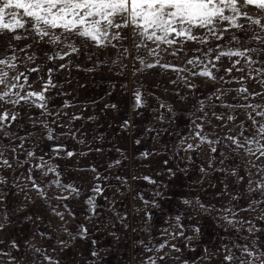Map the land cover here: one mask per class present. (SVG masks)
I'll return each instance as SVG.
<instances>
[{"label": "rangeland", "instance_id": "obj_1", "mask_svg": "<svg viewBox=\"0 0 264 264\" xmlns=\"http://www.w3.org/2000/svg\"><path fill=\"white\" fill-rule=\"evenodd\" d=\"M258 33L264 35L252 25L237 35L245 44ZM71 40L80 52L70 61L53 62L47 60L50 45L33 44L22 52L32 43L30 37L16 41L8 33L0 35V52L11 55V44L18 57L11 74L25 72L28 77L31 88L26 85L24 91H40L49 68L56 85L45 94L46 111L24 101L0 102V113L17 117L0 128V264H148V257L156 264H221L228 251L236 256L231 264H249L234 245L264 251V202L248 210L251 200L264 201V196L249 191L246 183L249 172L254 182L262 179L253 164H264V157L256 160L227 137L237 136L243 144L254 134L248 114L255 113L248 105L264 111V71L257 74L264 69V52L251 53L256 61L251 69L244 60L233 67L236 57L222 58L213 69L218 79L185 71L181 75L188 83H172L175 72L143 68L129 41L124 42L125 54L98 49L76 36ZM224 44L227 50L235 42L229 44L226 35ZM247 46L264 48V43ZM33 54L34 60H27ZM182 60L164 56V61L185 67ZM37 66L38 72L30 71ZM242 87L247 93L238 91ZM137 90L144 101L140 108L134 107ZM50 131L53 140L47 139ZM200 136L213 143H202ZM188 144L193 148L188 150ZM57 145H62L59 154L53 151ZM213 147L216 152L210 151ZM68 151L74 154L69 157ZM48 167H55L59 176ZM56 179L60 186L51 183ZM33 181L46 197L37 193ZM63 185L79 189V195ZM97 187L100 192L93 191ZM89 198L95 212L86 203ZM224 209H232L238 221H251L254 230L228 224L222 217L231 214ZM81 226L88 229L84 236Z\"/></svg>", "mask_w": 264, "mask_h": 264}, {"label": "snow or ice", "instance_id": "obj_2", "mask_svg": "<svg viewBox=\"0 0 264 264\" xmlns=\"http://www.w3.org/2000/svg\"><path fill=\"white\" fill-rule=\"evenodd\" d=\"M252 25L258 26L260 33H264V0H0V35L8 33L16 41L29 37L32 40V43L26 44L24 48L20 49L22 52L31 48L33 44L44 43L50 45L52 51V54L47 55V60L54 62L67 58L70 61L73 54L80 52V49L71 40L73 36L91 43L98 49L113 48L125 54L128 53V48L125 47L124 42L129 41L135 52V59L143 68L159 67L175 72L177 80H173L172 83H177V81L188 83L187 78L181 75L185 71H191L195 76L210 80L218 79L219 77L215 75L213 69L217 68L216 62L221 61L222 58L232 60L233 57H236L237 59L232 60L233 67L244 60L247 67L251 69L252 64L256 62L251 53L259 54L264 52V48L249 47L247 43L252 41L264 43V35L258 33L251 37L247 43L241 44L237 32L246 33L247 28ZM226 35L229 44L235 42L234 47L227 48V50H225L227 46L224 44ZM113 41L116 43L114 44ZM7 48L11 49V55L0 52V86L3 89L0 90V102L15 105L24 101L46 111L47 97L45 94L50 88L56 87L51 77L54 69H48V79L43 81L40 91H24L26 85L31 88V85L28 84V77L25 72L11 74L18 67V57L13 45L9 44ZM188 51L193 52L191 58L186 56ZM165 55H171L177 60H181L183 56L182 63L185 67L164 61ZM34 58V54L27 56L29 61ZM188 65H191L192 68L187 67ZM67 66V64L58 65L59 68ZM193 69L198 70L193 71ZM39 70V66L30 69L31 72ZM237 70L242 69L238 68ZM225 71L231 72L232 68L225 69ZM260 71H264V69L258 70L257 74ZM188 86L195 87L190 83ZM22 91H24L23 95H21ZM238 91L247 93L248 90L242 87ZM256 95L261 94L257 93ZM133 96L134 107H142L144 103L142 93L137 90ZM245 99H247L246 96ZM248 106L253 107L255 113V115L248 114L252 121V127L255 129L254 134L246 136L243 144L237 136H229L227 139L232 141L236 148H245L246 152L259 160L260 157H264V143L261 142L264 141V111H255L259 105ZM110 107L116 108L117 106L112 104ZM257 116L261 117V120H257ZM16 118L14 113L10 114L7 111L0 113V128L4 127V121L16 120ZM229 119L232 117L229 116ZM126 125L127 122H125ZM239 135L244 136V132L242 131ZM47 139H55L51 131L48 133ZM200 140L202 143H213L203 136H200ZM192 148V144L187 145L188 150ZM61 149L62 145H57L53 151L59 154ZM210 151L216 152V148L213 147ZM73 154L71 151L66 153L69 157ZM29 155L34 156L35 154L29 153ZM143 155L147 156L148 153H143ZM5 163L7 162L5 161ZM117 163L119 162L117 161ZM37 167L44 168L45 166L38 165ZM253 167L257 169L262 179L254 182L252 173L249 172L246 180L249 191L259 192L264 196V164L254 163ZM47 171L59 176L55 167H48ZM144 179L150 180L149 177H144ZM239 179L244 180L245 178L239 177ZM151 182L154 183V181ZM51 183L60 186L59 179L53 180ZM253 183H255V187H252ZM63 187L66 190L71 189L73 193L79 195V189L71 185H63ZM33 188L39 195L46 197L44 190L35 181H33ZM93 191L100 192L101 189L97 187ZM60 199H67V197L61 196ZM233 199H237V197H233ZM262 202L264 201L251 200L248 210H251L253 205ZM86 203L90 210L95 212V201L89 198ZM184 203L188 204L190 201L185 200ZM224 211L231 214L222 217L228 224L233 226L237 223L247 224L249 232L254 230L251 221L236 220V214L232 209H224ZM57 215L63 219V214L57 213ZM176 219L179 221V217ZM3 228L4 224L0 223V229ZM259 230L256 229V231ZM87 231L86 227L81 226L79 234L84 236ZM175 235H183V233L173 234V236ZM63 243L61 241L62 245ZM166 244L167 242L159 244L156 250L163 249ZM12 246H17L15 241ZM234 246L239 247L246 254L249 264H257V262L264 264V251L250 249L247 245ZM172 248L175 249L176 246L172 245ZM146 250L152 251V249ZM92 254L96 255V253ZM44 258L50 262L52 260L50 256ZM163 258L160 257L161 260ZM235 259V254L228 251L223 255L221 264H231ZM147 260L148 264H156L152 257H148ZM241 264L244 262L241 261Z\"/></svg>", "mask_w": 264, "mask_h": 264}]
</instances>
